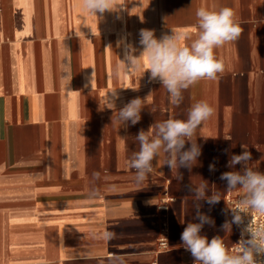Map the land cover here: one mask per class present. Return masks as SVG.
<instances>
[{
	"label": "crops",
	"instance_id": "obj_1",
	"mask_svg": "<svg viewBox=\"0 0 264 264\" xmlns=\"http://www.w3.org/2000/svg\"><path fill=\"white\" fill-rule=\"evenodd\" d=\"M117 6L98 19L81 0H0V264H194L180 237L188 222H199L189 187L201 179L206 195L222 197L214 205L200 201L214 221L201 235H219L228 248L236 241L234 226L230 233L222 228L225 196L243 194L226 191L220 177L241 170L227 166L241 144L252 154L249 166L264 172V0H117ZM201 7L232 8L242 28L238 39L214 50L225 64L216 79L184 90L177 106L148 71L111 75L128 54H141V29L158 39L186 32L178 43L190 45ZM137 97L145 105L141 119L123 125L117 111ZM202 100L214 114L193 138L201 148L197 164L180 168L178 181L162 152L138 183L128 160L139 151V131L186 120ZM104 232L114 235L105 239Z\"/></svg>",
	"mask_w": 264,
	"mask_h": 264
},
{
	"label": "clouds",
	"instance_id": "obj_2",
	"mask_svg": "<svg viewBox=\"0 0 264 264\" xmlns=\"http://www.w3.org/2000/svg\"><path fill=\"white\" fill-rule=\"evenodd\" d=\"M85 13L100 19L106 11H118L117 0H81ZM100 14L98 16L97 14ZM198 35L190 45L181 46L178 42L188 33L164 34L156 38L154 30L141 29L139 43L143 50L139 56L128 54L112 70L111 75L119 78L125 71L150 72L152 80H159L162 87L170 94L171 102L179 105L183 101V91L200 80H214L218 74L225 71L223 60L218 59L214 50L239 38L242 28L232 8L207 9L201 7L196 11ZM134 51V50H133ZM150 95V94H149ZM117 91L110 93V103L115 108ZM145 107L142 98H134L125 104L118 112V120L123 125L131 122L137 124L141 119V111ZM109 109H112L111 107ZM214 114V108L207 101H198L188 110L187 119L169 118L155 122L148 131L141 129L135 139L139 142V151L134 152L128 160V167L135 170L136 181L143 182L152 172V162L161 153L167 155L165 165L175 173L178 181L183 175L178 171L187 168L191 171L201 155L200 146L194 142L197 128ZM186 143L190 147L185 150ZM239 155H231L228 167L234 169L241 165L240 171H227L221 174L220 179L227 182L226 191L240 190L242 198L233 212L231 222L226 221L222 226L227 233L231 232L232 223L241 224L244 215L250 209L260 216H264V172L253 170L250 167L252 154L247 146ZM210 171H215V165H209ZM99 173H93L98 179ZM209 190L208 182L201 179L198 185H191L189 192L194 197L193 207L196 214L194 219L199 222H188L181 233L182 246L194 258V264H264V224L253 225L248 223L242 230L241 239L230 250L219 235L211 240L201 235L205 224L214 225V221L200 211L204 200L209 205L218 203L222 197L220 191ZM243 214V215H242ZM248 238L245 239L244 235ZM114 234L104 232L105 239Z\"/></svg>",
	"mask_w": 264,
	"mask_h": 264
},
{
	"label": "built area",
	"instance_id": "obj_3",
	"mask_svg": "<svg viewBox=\"0 0 264 264\" xmlns=\"http://www.w3.org/2000/svg\"><path fill=\"white\" fill-rule=\"evenodd\" d=\"M241 198L242 197H240V196H230V195H226L225 196V201L228 204V208H229V216H228V219H227L228 222H231L232 219H233V212L231 211L230 208H235L236 205L241 200ZM159 208L165 209V206L161 205ZM249 222H251L253 225L264 224V216H260L257 213H255V212H253L252 210L249 209L247 211L246 215H244V219H243L241 224L237 225L235 223H232V226H234L236 228V230H237L236 241H235L234 244L239 242V240L241 239L242 230L244 228H246V226L248 225ZM244 238L247 239L248 235L245 234ZM233 246L230 247L229 249L231 250L233 248ZM159 247H160V249H166L167 248L166 239L164 237L160 238Z\"/></svg>",
	"mask_w": 264,
	"mask_h": 264
}]
</instances>
